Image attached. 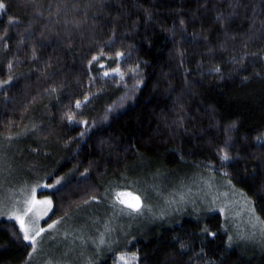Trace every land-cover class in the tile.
Instances as JSON below:
<instances>
[{"label":"trees","instance_id":"1","mask_svg":"<svg viewBox=\"0 0 264 264\" xmlns=\"http://www.w3.org/2000/svg\"><path fill=\"white\" fill-rule=\"evenodd\" d=\"M0 2V73L15 75L0 94V131L29 111L41 120L45 105L62 124L94 80L93 57L125 77L99 93L86 125L64 130L71 145L50 168L68 179L40 192L52 199L46 221L104 194L132 164L144 197L151 176L168 197V185L197 172L223 185L220 205L161 207L91 264H264V0ZM228 194L251 209L256 234L217 210L232 215ZM29 252L17 224L1 219L0 264H26Z\"/></svg>","mask_w":264,"mask_h":264},{"label":"rangeland","instance_id":"2","mask_svg":"<svg viewBox=\"0 0 264 264\" xmlns=\"http://www.w3.org/2000/svg\"><path fill=\"white\" fill-rule=\"evenodd\" d=\"M5 48L7 45L2 47ZM95 63L94 69L97 72L93 82L88 88L77 92L80 106L77 107L76 104V111L69 114L62 124L53 122L49 105H45L41 112L38 111L41 120L37 117L31 120L33 113L29 111L17 127L0 131V220L15 222L24 236L27 231L30 239L26 241L30 243V252L26 264H91L98 252L116 247L121 242L123 233L132 227H143L161 207L167 209L168 206L169 212L192 211L199 206L208 208L211 204L220 205L227 196L222 190L223 185L212 181L213 176L205 178L196 172L183 176L174 185H168L172 195L168 197L162 194L165 188L157 187L163 184V178L151 176L147 183L148 189L145 190L148 198L144 197L142 180L145 179L139 177L138 164H132L119 180L108 185L104 194L64 215L46 221L52 210V199L40 192L53 190L68 179L63 174L64 169L58 175L50 168V165L58 162L55 159L56 153L63 154L71 145V142L62 137L64 130L79 123L83 126L87 124L97 98L100 97L99 93L124 86V75L117 74L110 67L112 62L108 57L98 56ZM1 73L0 94L4 93L7 83L15 76L8 72L3 75ZM64 91L65 88H59L54 92L59 97ZM46 97L47 94L41 98L46 101ZM69 116L73 119L69 120ZM151 179L155 181L153 185ZM121 193L125 195H120ZM135 195L142 198L140 208H130L124 203ZM228 196L233 198L227 204L228 210L233 212L232 215L228 212L225 215L226 212L223 213L221 208L217 210L225 218L227 216L236 221L242 219L256 234L259 226L251 215V209H247L238 195ZM44 201H49L50 204L42 203Z\"/></svg>","mask_w":264,"mask_h":264},{"label":"snow or ice","instance_id":"3","mask_svg":"<svg viewBox=\"0 0 264 264\" xmlns=\"http://www.w3.org/2000/svg\"><path fill=\"white\" fill-rule=\"evenodd\" d=\"M4 7H5V5H4L2 2H0V10L4 9ZM10 22H11V21H10ZM117 55H120V54L118 53ZM96 59H97V57H93V60H96ZM117 71H118V70H117ZM107 74H108V73H105V75H107ZM79 106H80V104H79V102H77V107H79ZM68 119H69V120H72L73 118H72L71 116H69ZM223 159L227 160V159H228V156L225 155V156L223 157ZM120 195H125V194L121 193ZM128 195H130V194H128ZM134 199L137 200V203H136L135 205L129 204L128 206H129V207H133V208H139V198H138V197H134ZM121 202L123 203V201H121ZM42 203H49V204H50L49 201H44V202H42ZM22 227H23V225H22ZM49 227H52V226L49 225ZM41 231H43V229H41ZM205 231H207V229H205ZM37 235H39V233H37ZM24 239H25V240H29V239H30V237H29L28 234H27V231H25ZM31 239L34 240L35 238H34V237H31Z\"/></svg>","mask_w":264,"mask_h":264},{"label":"water","instance_id":"4","mask_svg":"<svg viewBox=\"0 0 264 264\" xmlns=\"http://www.w3.org/2000/svg\"><path fill=\"white\" fill-rule=\"evenodd\" d=\"M134 197H137V196H134ZM134 197L128 202V204H132V205H135L137 203V200L134 199ZM141 205V200L139 199V206Z\"/></svg>","mask_w":264,"mask_h":264}]
</instances>
